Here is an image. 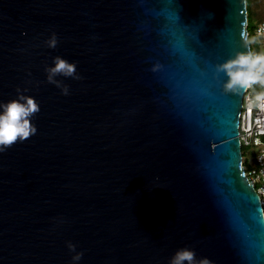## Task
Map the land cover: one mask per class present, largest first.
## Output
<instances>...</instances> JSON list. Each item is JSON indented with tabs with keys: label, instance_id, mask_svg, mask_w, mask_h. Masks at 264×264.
Instances as JSON below:
<instances>
[{
	"label": "water",
	"instance_id": "95a60500",
	"mask_svg": "<svg viewBox=\"0 0 264 264\" xmlns=\"http://www.w3.org/2000/svg\"><path fill=\"white\" fill-rule=\"evenodd\" d=\"M239 55L247 0H0V104L40 108L0 151V264H264ZM57 56L80 79L50 83Z\"/></svg>",
	"mask_w": 264,
	"mask_h": 264
},
{
	"label": "clouds",
	"instance_id": "9594fccd",
	"mask_svg": "<svg viewBox=\"0 0 264 264\" xmlns=\"http://www.w3.org/2000/svg\"><path fill=\"white\" fill-rule=\"evenodd\" d=\"M58 41L53 35L47 44L51 48H55ZM54 67L46 69L48 72V81L61 87V82L55 77L63 75L64 77H73L80 79L77 74L75 63L57 56L54 58ZM220 70L230 77L229 87L235 84L242 86L250 85L253 82L260 81L264 74V55H239L220 67ZM63 93L67 95L69 89L64 86ZM3 109L0 112V151H5L17 142L28 140L32 135L36 134L37 128L31 123L30 118L39 112V105L34 98L30 96L20 95L18 99L0 104ZM69 249L76 252V246L69 243ZM83 253L76 252L73 256V261H79ZM170 264H211L207 258L199 261L196 260L193 250L184 248L178 250L172 257Z\"/></svg>",
	"mask_w": 264,
	"mask_h": 264
},
{
	"label": "built area",
	"instance_id": "2783aa9c",
	"mask_svg": "<svg viewBox=\"0 0 264 264\" xmlns=\"http://www.w3.org/2000/svg\"><path fill=\"white\" fill-rule=\"evenodd\" d=\"M254 31L264 51V19L256 25ZM239 130L241 145L247 149V166L244 165L246 174L264 210V92H253L251 84L244 94Z\"/></svg>",
	"mask_w": 264,
	"mask_h": 264
},
{
	"label": "trees",
	"instance_id": "16d2710c",
	"mask_svg": "<svg viewBox=\"0 0 264 264\" xmlns=\"http://www.w3.org/2000/svg\"><path fill=\"white\" fill-rule=\"evenodd\" d=\"M264 1V0H263ZM258 2V9H253V3ZM247 10H248V31H249V41L251 44L252 57L256 55H263L262 46L260 40L255 34L256 25L264 19V2L261 0H247ZM251 90L253 92H264V74H262V79L257 82L251 83ZM242 154L244 157V165L247 166L246 154L247 149L242 147Z\"/></svg>",
	"mask_w": 264,
	"mask_h": 264
},
{
	"label": "rangeland",
	"instance_id": "374dc122",
	"mask_svg": "<svg viewBox=\"0 0 264 264\" xmlns=\"http://www.w3.org/2000/svg\"><path fill=\"white\" fill-rule=\"evenodd\" d=\"M262 2H264L263 0H261ZM258 9V2L257 3H253V9ZM263 55H264V51H263Z\"/></svg>",
	"mask_w": 264,
	"mask_h": 264
}]
</instances>
